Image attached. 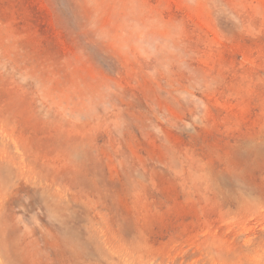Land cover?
Returning a JSON list of instances; mask_svg holds the SVG:
<instances>
[{"label": "rangeland", "instance_id": "rangeland-1", "mask_svg": "<svg viewBox=\"0 0 264 264\" xmlns=\"http://www.w3.org/2000/svg\"><path fill=\"white\" fill-rule=\"evenodd\" d=\"M0 264H264V0H0Z\"/></svg>", "mask_w": 264, "mask_h": 264}]
</instances>
